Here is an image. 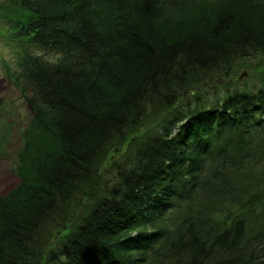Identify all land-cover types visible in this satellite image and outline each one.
Wrapping results in <instances>:
<instances>
[{"label":"trees","instance_id":"trees-1","mask_svg":"<svg viewBox=\"0 0 264 264\" xmlns=\"http://www.w3.org/2000/svg\"><path fill=\"white\" fill-rule=\"evenodd\" d=\"M0 11L32 113L18 184L0 195V264H264V74L192 91L264 69V0Z\"/></svg>","mask_w":264,"mask_h":264},{"label":"rangeland","instance_id":"rangeland-1","mask_svg":"<svg viewBox=\"0 0 264 264\" xmlns=\"http://www.w3.org/2000/svg\"><path fill=\"white\" fill-rule=\"evenodd\" d=\"M2 1L4 0H0V2ZM4 16L5 13L0 11V19ZM7 30L8 27L0 21V195L7 194L18 184L17 155L23 148V133L29 128L32 120L31 110L16 87L15 81L8 76V73L13 76L18 68L19 50L8 44L3 37L2 31L7 35ZM29 50L34 55L40 53L39 56L48 62L55 63L59 57L52 52H45L33 47ZM255 65L251 67L234 65L230 68L231 76L218 75L216 79L209 81V85L203 84L201 88L196 87L192 91L199 97V92L207 91L206 95H212L215 91H223L224 85L228 88L234 82L251 85L257 82L261 74H264V69ZM261 65H264V62ZM124 153H126V146L120 148L118 155L115 150V156L113 155L104 167L107 168L115 159L119 163L126 161L127 156Z\"/></svg>","mask_w":264,"mask_h":264},{"label":"clouds","instance_id":"clouds-1","mask_svg":"<svg viewBox=\"0 0 264 264\" xmlns=\"http://www.w3.org/2000/svg\"><path fill=\"white\" fill-rule=\"evenodd\" d=\"M40 55V53H37V56H39ZM49 63H53V62H49Z\"/></svg>","mask_w":264,"mask_h":264}]
</instances>
